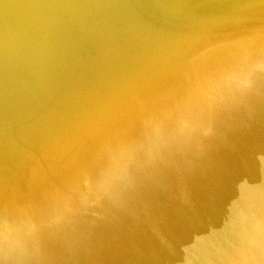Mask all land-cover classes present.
Instances as JSON below:
<instances>
[{
  "label": "bare ground",
  "instance_id": "obj_1",
  "mask_svg": "<svg viewBox=\"0 0 264 264\" xmlns=\"http://www.w3.org/2000/svg\"><path fill=\"white\" fill-rule=\"evenodd\" d=\"M0 264H264V0H0Z\"/></svg>",
  "mask_w": 264,
  "mask_h": 264
}]
</instances>
